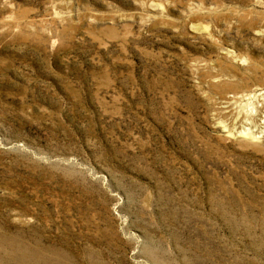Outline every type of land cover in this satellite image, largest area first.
<instances>
[{"label": "rangeland", "instance_id": "rangeland-1", "mask_svg": "<svg viewBox=\"0 0 264 264\" xmlns=\"http://www.w3.org/2000/svg\"><path fill=\"white\" fill-rule=\"evenodd\" d=\"M0 264H264V0H0Z\"/></svg>", "mask_w": 264, "mask_h": 264}]
</instances>
